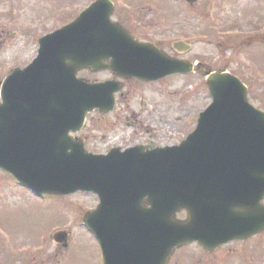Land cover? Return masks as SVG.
Returning <instances> with one entry per match:
<instances>
[{
  "label": "water",
  "instance_id": "95a60500",
  "mask_svg": "<svg viewBox=\"0 0 264 264\" xmlns=\"http://www.w3.org/2000/svg\"><path fill=\"white\" fill-rule=\"evenodd\" d=\"M112 12L110 0H96L41 37L33 61L1 82L0 170L37 197L97 196L82 222L104 264H166L183 244L210 249L263 232L264 112L234 75L206 73L211 103L179 145L92 154L73 137L87 114L109 113L123 89L117 80L77 78L81 70L145 82L193 71L192 63L134 40ZM182 211L187 218L178 221ZM52 239L66 246V233Z\"/></svg>",
  "mask_w": 264,
  "mask_h": 264
},
{
  "label": "rangeland",
  "instance_id": "374dc122",
  "mask_svg": "<svg viewBox=\"0 0 264 264\" xmlns=\"http://www.w3.org/2000/svg\"><path fill=\"white\" fill-rule=\"evenodd\" d=\"M112 1L113 23L196 69L154 82L122 80L107 71H80L77 78L89 83L116 79L124 83L114 95L115 111L109 115L93 111L86 116L84 128L74 134L88 152L180 144L211 102L207 72L236 76L248 89V101L264 112V0ZM92 2L0 0V83L14 68L25 67L36 57L40 37L76 19ZM179 42L189 49L176 51L174 44ZM97 203L86 193L38 199L0 171V264H102L96 240L80 226L87 210ZM176 218L184 221L186 216ZM61 231L67 236L65 247L51 238ZM187 251L191 257L200 254L196 248L181 250ZM213 256L206 264L218 260L264 264V231ZM195 261L205 264V259Z\"/></svg>",
  "mask_w": 264,
  "mask_h": 264
},
{
  "label": "flooded vegetation",
  "instance_id": "af4514ba",
  "mask_svg": "<svg viewBox=\"0 0 264 264\" xmlns=\"http://www.w3.org/2000/svg\"><path fill=\"white\" fill-rule=\"evenodd\" d=\"M120 26H122V25H120ZM122 27L126 30V32L128 34H130L134 39H136L135 36L130 32L129 29H127L124 26H122ZM136 40H138V39H136ZM174 46H177V44H174ZM203 68L204 67H201V65L199 66V70H203ZM114 111H115V109H113V111L111 112V114ZM149 145H152L153 147H157V145H154V143H150ZM94 197H96V196H94ZM96 199H97V197H96ZM97 205H98V203L96 204V206ZM143 205L145 207H147L146 204L143 203ZM181 214H184L186 216V214L183 213V212L180 213V215ZM249 239H247V240H249ZM247 240H233V241L227 242L225 244H222L220 246H217L215 248H210V249H208L206 246H202V245L198 244L196 241H193V242H191L189 244H183V245L175 248L174 251H173V253H172V255L170 256V258L168 259V261H167L166 264H198L197 261H195V260H203V259H205L204 263L206 264V260L207 259H215V256H213V255L214 254H217V252L220 249H223L224 247H227L231 243H235V242L238 243V242H243V241H247ZM186 248H196L198 251H200V254L198 253L199 254V257H197V255H198L197 253L193 254V256H195V257H191L190 256L191 253H189V251H187V252H181V250L186 249ZM99 250H100V248H99ZM196 257H197V259H195ZM187 260H190V262L187 263ZM101 261H102V258H101ZM102 264H103V261H102ZM210 264H226V262L225 261H222V260H218V261L211 262Z\"/></svg>",
  "mask_w": 264,
  "mask_h": 264
}]
</instances>
